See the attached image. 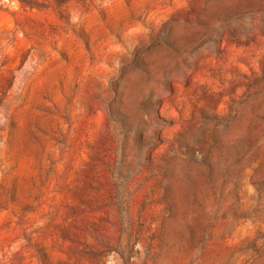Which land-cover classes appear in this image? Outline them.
<instances>
[{"label": "rangeland", "instance_id": "rangeland-1", "mask_svg": "<svg viewBox=\"0 0 264 264\" xmlns=\"http://www.w3.org/2000/svg\"><path fill=\"white\" fill-rule=\"evenodd\" d=\"M264 264V0H0V264Z\"/></svg>", "mask_w": 264, "mask_h": 264}, {"label": "trees", "instance_id": "trees-1", "mask_svg": "<svg viewBox=\"0 0 264 264\" xmlns=\"http://www.w3.org/2000/svg\"><path fill=\"white\" fill-rule=\"evenodd\" d=\"M117 253L125 261V264L130 263V257H128L127 255H125L123 252H120V251Z\"/></svg>", "mask_w": 264, "mask_h": 264}]
</instances>
